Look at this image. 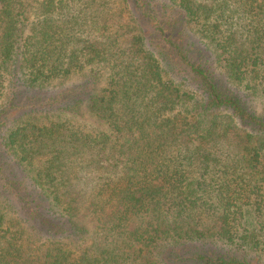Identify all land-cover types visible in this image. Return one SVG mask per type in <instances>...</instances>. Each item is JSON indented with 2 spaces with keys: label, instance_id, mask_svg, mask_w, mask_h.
Instances as JSON below:
<instances>
[{
  "label": "trees",
  "instance_id": "1",
  "mask_svg": "<svg viewBox=\"0 0 264 264\" xmlns=\"http://www.w3.org/2000/svg\"><path fill=\"white\" fill-rule=\"evenodd\" d=\"M190 33L264 98V0H0V99L16 69L28 87L105 74L87 96L108 125L78 120L81 95L66 119L11 118L0 264H264V113Z\"/></svg>",
  "mask_w": 264,
  "mask_h": 264
},
{
  "label": "rangeland",
  "instance_id": "2",
  "mask_svg": "<svg viewBox=\"0 0 264 264\" xmlns=\"http://www.w3.org/2000/svg\"><path fill=\"white\" fill-rule=\"evenodd\" d=\"M189 38L194 47L191 53L193 58L196 61L209 63L210 66L214 67L216 79L220 86L230 89L232 90L231 93L243 97L258 113H264V98L259 95L246 96L247 94L244 93L245 89L242 87L240 88L228 77L224 69L218 67L215 61L218 57V53L215 52L213 44L200 33L197 35L190 33ZM91 80V75L86 71L75 74L67 79L55 80L41 86L36 85L34 87H28L24 84V77L21 72L17 69L14 70L13 74L10 77L8 76L6 90L0 99V113L8 108V103L10 101L16 103L17 107L13 108V110H9V113L1 117L0 121L3 123V125H0V133H3L1 137L6 134V131L10 125H12L11 123H13L12 121L14 119L11 120V118H15L20 111L21 116L27 117V119L31 118V121L36 124L43 123L47 121L48 118L66 119L67 112L64 107L68 103L75 101L73 98H81L80 95L83 96L80 111L84 114V117H77L78 120L100 131L108 130V125L93 117L89 112L88 100L90 95L87 96L89 92L91 95H94L107 87L106 75L103 74L101 80L98 81L97 84L91 82ZM186 83H188V80ZM83 87H87L88 92H86V90L82 92L81 90H83ZM62 98L67 100H65V102L61 101ZM88 223L92 227L91 221H88Z\"/></svg>",
  "mask_w": 264,
  "mask_h": 264
}]
</instances>
